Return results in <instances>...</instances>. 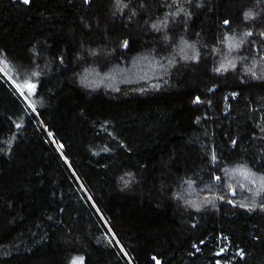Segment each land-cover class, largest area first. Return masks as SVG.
<instances>
[{"label":"trees","instance_id":"obj_1","mask_svg":"<svg viewBox=\"0 0 264 264\" xmlns=\"http://www.w3.org/2000/svg\"><path fill=\"white\" fill-rule=\"evenodd\" d=\"M77 256L264 264V0H0V264Z\"/></svg>","mask_w":264,"mask_h":264},{"label":"rangeland","instance_id":"obj_2","mask_svg":"<svg viewBox=\"0 0 264 264\" xmlns=\"http://www.w3.org/2000/svg\"><path fill=\"white\" fill-rule=\"evenodd\" d=\"M190 106L194 108V110H198L203 104L204 101L199 100V99H193L189 102ZM83 264V259L80 256L74 257L71 264Z\"/></svg>","mask_w":264,"mask_h":264},{"label":"snow or ice","instance_id":"obj_3","mask_svg":"<svg viewBox=\"0 0 264 264\" xmlns=\"http://www.w3.org/2000/svg\"><path fill=\"white\" fill-rule=\"evenodd\" d=\"M23 2H24V3H28L29 0H23ZM225 23L227 24L228 21H225ZM247 35H251V33H247ZM30 87H33V88H34V85H30ZM217 179H219V177H217ZM74 264H75V262H74Z\"/></svg>","mask_w":264,"mask_h":264}]
</instances>
